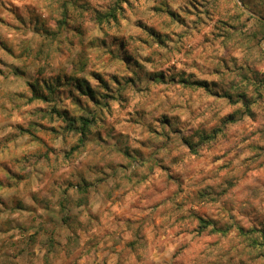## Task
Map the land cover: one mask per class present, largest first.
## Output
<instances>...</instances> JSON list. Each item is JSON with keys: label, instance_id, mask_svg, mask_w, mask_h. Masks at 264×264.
Here are the masks:
<instances>
[{"label": "rangeland", "instance_id": "rangeland-1", "mask_svg": "<svg viewBox=\"0 0 264 264\" xmlns=\"http://www.w3.org/2000/svg\"><path fill=\"white\" fill-rule=\"evenodd\" d=\"M116 1L0 0V54L19 50L35 57H52L49 70L22 64L21 72V68L7 64L13 75L21 73L14 82L21 87L35 83L43 94L46 87L54 88L53 94L45 95L46 100L27 92L32 106L19 113L22 119H0V264H73L71 258L79 255L81 249L87 250L83 264H106L107 256L98 253L104 251L100 246L104 235L112 234L113 223L119 228H132L133 223H142L145 229L150 226L145 217L137 219L133 215L129 222L122 213L116 214L114 221H106L94 208L96 188L77 186L79 165L75 157L73 168L67 171L47 168L48 161L59 158L70 147L55 142V128L47 130L50 124L63 125L50 112L53 107L65 110L71 117L84 115L93 119L86 134L101 149L104 145L100 137L111 144L109 166L124 159V153L145 159L152 154L147 148L162 149V144L149 139L139 141L147 146L144 151L135 146L136 138L143 135L145 127L151 130L156 119L162 124L169 122L174 131L199 145L195 149L201 156L198 163L205 169L217 159V152L235 151V157L222 168L208 169L207 184L196 189V198L210 205L205 211L213 217V224L227 231L215 233L226 250L210 254L204 264H264V258L247 245L238 229L229 235L233 225L218 218L220 213L231 216L235 211L239 214L235 218L238 228L264 229V174L250 176L252 165L238 160L240 155L250 153L248 159L259 161L255 168H264V27L258 22L264 18V0H235L237 8L251 14L247 18L251 24L237 17L227 31L219 21L213 22L226 0H124L118 4L115 21L97 24L96 14L107 12ZM63 11L67 12L66 19ZM62 19L65 21L60 24ZM194 31L200 33L199 38L186 39ZM208 48L213 51L204 57L205 63L199 64L200 79L213 81L223 95H231V101L238 105L235 109L226 105L231 117L190 130L177 116L168 113L154 117L141 108L133 109L135 116L131 111L119 114L130 107L133 86L128 83V76L141 87H151L162 58L173 52L187 54ZM238 48H243V56L235 55ZM0 63H4L2 56ZM170 71L165 70L164 80L171 78ZM211 72L220 75L211 76ZM41 79L44 84L38 83ZM75 79L84 80L92 93H79ZM239 93L245 98L238 97ZM24 94L23 90L0 91V110L10 111L5 108L7 102L19 107L15 98ZM116 99L121 109H112L113 119H102V109ZM207 134L212 138L199 141ZM39 137L51 147L45 148ZM10 142L17 147L26 146L15 160L4 155ZM37 161L43 162L42 175L31 170ZM242 163L244 168L240 167ZM173 175L180 181L190 179L184 172ZM153 182L158 188L172 186L163 173H157ZM96 227H102L103 232L91 233ZM75 233L79 234L78 239ZM132 235L136 236L135 229Z\"/></svg>", "mask_w": 264, "mask_h": 264}, {"label": "clouds", "instance_id": "clouds-1", "mask_svg": "<svg viewBox=\"0 0 264 264\" xmlns=\"http://www.w3.org/2000/svg\"><path fill=\"white\" fill-rule=\"evenodd\" d=\"M250 15L247 11L237 8L235 0H226L217 10L213 22L219 21L227 31L237 17L250 25L251 21L247 19ZM202 19L207 20L206 17ZM204 31H208V28L205 27ZM199 36L200 33L194 31L186 39H198ZM212 51L208 48L195 49L187 54L183 51L168 54L167 58H162L161 63L157 65V71L150 81L151 87H141L132 76H128V83L133 86L130 107L119 111V114L131 111L135 116L133 109L141 108L154 117L168 113L177 116L181 122L188 125L190 130L193 127L212 125L223 118L231 117L232 114L226 105L231 104L233 109L238 105L214 87L213 81L200 79L199 64L205 63L204 57L211 55ZM244 54L243 48H238L235 52L237 57ZM0 56L4 60V63H0V91L25 92L24 95L15 98L19 107H15L11 102L5 104V108L10 111L0 110V119H22L19 113L26 112L32 106L27 92L35 94V83L29 82L22 87L19 86L14 81L21 73L13 75L6 65H15L21 68V72L22 64L40 70H49L53 66L52 57H35L32 54H22L19 50L2 52ZM166 69L171 70L168 73L171 77L169 80L163 79ZM209 75L220 74L211 72ZM157 80H160L158 85ZM38 83L44 84L45 81L41 79ZM170 85L174 86L170 87ZM200 89L203 92L199 91ZM113 108L121 109L118 99L102 109L101 118L113 119L110 115ZM152 125L151 130L147 127L143 129V135L136 138L135 146L144 151L147 146L139 141L149 139L153 143L162 144L164 146L162 149L152 151L151 148H147L152 154L145 159L135 156L134 153H124V159L109 166L112 153L108 149L111 148V144L105 143L103 137L99 138L100 143L104 145V149H101L81 129L50 124L47 130L56 129L55 142L68 144L70 147L59 158L48 161L47 168L67 171L73 168V157H75L76 164L79 165L76 169L79 179L77 186L96 188L97 198L94 208L106 221H114L118 213L125 214L129 222L132 221L133 215L137 219L145 217L149 220L150 226L146 229L142 223H133L132 228H119L114 223L111 225L113 232L104 235L100 246L104 251L98 253L107 256L106 264H165V261L167 264H173V261L184 260L191 261V264H204L210 254L215 255L218 251L226 249L213 231L215 227L213 217L205 211L210 205L196 198V189L207 184L208 178L205 172L208 169L214 166L222 168L226 161L235 157V151L217 152V159L209 163L208 169H205L198 163L201 159L200 154L195 151L199 147L198 144L190 143L180 131H174L169 122L162 124L156 119L152 121ZM38 139L45 148L51 147L43 137ZM25 147H17L10 142L9 149L4 155L9 160H15L18 158L17 154L23 153ZM250 155V153L242 154L238 160L251 164L252 170L249 175L259 177L264 174V168H255V164L259 161L248 159ZM42 163L37 161L31 170L36 171L37 175H42L44 172ZM240 167L244 168L245 164H240ZM81 170L83 174H80ZM133 172L136 175H132ZM173 172L187 173L190 179L177 180ZM157 173H163L164 178L171 182L172 186L165 184L162 188H158L153 182ZM238 215L235 211L231 216L227 213L219 214L218 218L233 225L229 235L234 234L239 227L235 219ZM133 229L136 230L135 237L132 235ZM145 231L148 235H145ZM98 232L102 233L103 228L96 227L91 230V233ZM74 237L78 239L79 234L75 233ZM71 259L73 264H83L87 259V250L81 249L80 254Z\"/></svg>", "mask_w": 264, "mask_h": 264}, {"label": "trees", "instance_id": "trees-1", "mask_svg": "<svg viewBox=\"0 0 264 264\" xmlns=\"http://www.w3.org/2000/svg\"><path fill=\"white\" fill-rule=\"evenodd\" d=\"M124 0H117L115 2V4L107 11L104 12L103 14L97 13L96 17H95V21L97 24L99 25H103L106 23H109L110 21H115V13L117 12V8H120V6H118V4L120 2H122ZM63 18L67 17V12L63 11L62 13ZM66 19V18H65ZM65 19H62L61 22H59L60 24L64 21ZM258 22L264 27V18L260 17L258 19ZM153 35V34H152ZM264 37V35H263ZM100 79V77L98 78ZM36 87V92L33 95H40L39 97H43V99L46 100V96L45 95H51L53 94V89L54 88H49L46 87V94L43 92L40 93L37 85L35 84ZM75 88L76 90L81 93L84 96H87V94H91L92 90L85 84L84 80H80V79H75ZM94 94V93H93ZM225 96H228L229 98H231V95L229 93L224 94ZM94 97V96H93ZM241 98H245V95L242 93H239V96ZM96 100V98H95ZM107 103V102H106ZM105 102L103 103L104 105L106 104ZM50 112L57 118V120L61 121L63 123V125H67L69 126V128L71 129H81L83 130L85 133H87L89 127L92 125V118H89L87 116L84 115H79L76 117H71L68 115V112H66L65 110L61 111L58 108H51ZM166 119V118H165ZM207 138H212V136H208L207 135H202L201 137H199V141H203ZM191 143V142H190ZM214 233H226L227 231L222 230L221 228L215 226L213 228ZM238 232H240V235H242L247 241V245L250 246L251 248H254L257 253L259 254V257L264 258V229H249L247 231H244V229L242 228H238Z\"/></svg>", "mask_w": 264, "mask_h": 264}]
</instances>
